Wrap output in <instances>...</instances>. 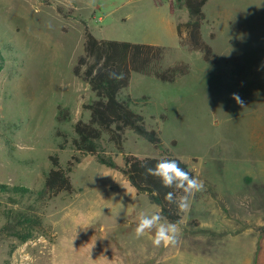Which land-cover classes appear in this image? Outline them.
I'll return each instance as SVG.
<instances>
[{
  "label": "rangeland",
  "instance_id": "374dc122",
  "mask_svg": "<svg viewBox=\"0 0 264 264\" xmlns=\"http://www.w3.org/2000/svg\"><path fill=\"white\" fill-rule=\"evenodd\" d=\"M203 13L212 62L180 44L188 13L176 0H0V264H264V0H207ZM85 29L163 48L152 70L188 66L173 82L132 73L120 92L159 147L130 131L123 153L106 135L100 147L120 168L122 154L174 155L203 182L175 244L154 246V230L135 238L140 213L158 208L118 169L72 147L95 99L73 74ZM73 155L74 192L41 197L50 157L66 168Z\"/></svg>",
  "mask_w": 264,
  "mask_h": 264
},
{
  "label": "trees",
  "instance_id": "16d2710c",
  "mask_svg": "<svg viewBox=\"0 0 264 264\" xmlns=\"http://www.w3.org/2000/svg\"><path fill=\"white\" fill-rule=\"evenodd\" d=\"M176 2L188 13V20L176 26L180 44L187 46L190 50L202 52L203 59L206 62H212L214 59L212 48L201 35V26L204 21L203 7L207 0H176ZM84 37L83 53L77 58L73 74L87 83L95 99L83 106L90 113L89 119L78 120L73 126L76 135L72 140L73 149L80 154L95 157L99 164L107 168L118 169L137 195L145 194L149 203L158 208L162 217L168 222L178 224L183 211L178 209L176 203L166 201L165 195L173 192L174 199L178 200L184 195L183 191L163 187L159 178L146 174V168L154 167L161 159H174L194 176L186 163L171 154L145 158L122 154L123 167L120 168L111 158L101 155L100 147L101 140L106 135L117 151L123 153L126 131L159 147L161 140L158 132L145 127L143 116L131 107L129 99L120 98V92L128 87L132 73L152 74L154 78L163 82H173L176 78L188 73V66L181 64L162 70H152L163 59L164 49L159 46L97 39L87 29H85ZM110 73L122 75V78H110ZM62 147L61 145L60 148ZM78 162L79 158L73 155L67 167L62 168L58 157L51 156V168L45 175L43 190L40 192L41 197L52 198L62 193L72 194L74 187L70 173ZM0 187L6 186L0 185ZM12 190L21 194L30 192L26 187H13ZM7 229L9 227L6 226L3 231ZM259 231L264 233V226L260 227ZM13 236L25 241L31 235L30 232H26Z\"/></svg>",
  "mask_w": 264,
  "mask_h": 264
},
{
  "label": "clouds",
  "instance_id": "9594fccd",
  "mask_svg": "<svg viewBox=\"0 0 264 264\" xmlns=\"http://www.w3.org/2000/svg\"><path fill=\"white\" fill-rule=\"evenodd\" d=\"M110 78L121 79L122 75L110 73ZM232 98L236 103L243 105V100L238 94H232ZM146 174L160 179L162 186L165 188H175L183 191L184 195L178 200L174 199L173 192H168L165 195V200L169 203H176L181 211L189 207V197L196 192L202 191L204 188L203 182L192 176L189 171H186L180 166L177 160L161 159L154 167H147ZM152 244L156 247L169 246L175 244L179 234L177 223L168 222L159 213L145 214L141 212L138 218L137 226L134 229L135 238L139 239L146 232H152Z\"/></svg>",
  "mask_w": 264,
  "mask_h": 264
}]
</instances>
